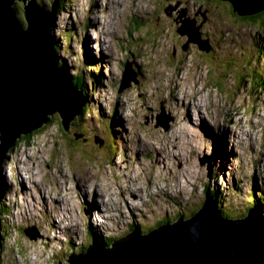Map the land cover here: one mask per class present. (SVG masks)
<instances>
[{"label":"rangeland","instance_id":"obj_1","mask_svg":"<svg viewBox=\"0 0 264 264\" xmlns=\"http://www.w3.org/2000/svg\"><path fill=\"white\" fill-rule=\"evenodd\" d=\"M36 1L47 6L49 13L52 12L53 3H50V0H47L48 4L43 0ZM173 1L175 0H146L145 10L138 18L144 22L142 25L145 27L140 29L137 24L136 28L139 31L133 35L136 41H131V48L126 45L127 40L130 39L129 24L125 22L122 25L121 37L115 48L112 47L110 51L111 59L103 65L104 83L101 84L99 81V85L96 84L94 90L91 89L90 83L87 84L90 104L87 106L88 112L85 118L81 117L79 122L71 124L67 133L59 126L61 120L59 114L51 115L49 117L51 122L32 133V138L25 143V148L24 143H21L12 153L14 162L20 160L23 163L24 167L21 166V169L27 171L30 181L40 183L37 187L45 194V198L44 200L39 198L41 203L47 206L48 211L43 214V221L37 224L44 231L42 239L39 240V236L36 240L26 237L20 227L26 225L24 217L27 218L30 210L38 207V202L27 198L30 196L29 192L22 195L27 199H20V208L14 213V215L19 214L21 218L16 222V217L19 216H11L15 217L14 220L11 219L13 228L17 223L19 227L5 242L0 264H58V261L65 264L66 257L83 250L81 246L88 245L89 242L91 245L92 236L90 238L89 229L100 231L104 238L107 236L110 240L127 232L132 224H138L144 230L155 229L165 223L155 224L157 219L169 217L171 211L169 219L177 213H183L186 217L190 215V208L205 196L203 185L209 178V165L213 166L210 185L219 193H223L219 203L227 213L243 216L244 211L254 201L253 198L249 199V192L255 184L242 181V177L237 174L239 159L230 157L232 133L238 128L231 123H228L227 127L225 123L224 127L228 128V131L225 135H220L226 130L218 125L217 120L221 117L227 122L229 118L227 112L231 115L239 112L242 119L241 126L246 129L260 110L257 104L261 100V94L258 92L262 87L264 92V82L260 80L256 89L248 90L246 81L238 87L236 80L229 74L231 66L236 61H241V57H246L260 70H264V56L259 62L253 57L255 39L258 38L262 42L264 31L258 34L251 27V23L244 25L245 22L231 9L230 12L221 10V7L214 3L206 4L210 8H205L204 4L210 0H180L182 3L171 13L169 6H176ZM138 2L139 0H132L129 10H134ZM72 3L73 5L61 16L60 22L58 18L59 33L55 28L53 31L58 37V40L55 38L56 44L60 45L57 51L59 63L62 69L66 68L67 71L65 74L59 69L63 76H72L70 69L79 71L82 68V54L79 49L81 39L80 34L76 38L78 29L76 24L79 21L91 20L93 14V8L88 4V0H72ZM81 3H83L82 7ZM101 3L107 4L109 13V5L113 3L109 0H101ZM36 6L41 7L38 4ZM124 6L128 9V3ZM18 10L17 6L16 14L19 17ZM181 11L185 16L180 23L178 19ZM112 12L117 14L115 7ZM170 14L179 22H174L175 19L170 20L168 17ZM72 20L76 30L71 26ZM184 20L196 22L197 31L191 32L193 38L199 36L209 39L207 41L214 48L215 53L209 56L211 60L208 61V66L205 65L208 55H202L205 53L200 51L199 44L188 45V36L177 33L179 27L181 30L192 29L193 23L184 24ZM71 30L75 32V37L73 42H71L72 38H69L71 45L67 46V32ZM84 43L85 41L82 42ZM207 49L209 52L212 51L210 47ZM257 49H259L258 45ZM87 57L88 60H92L90 53ZM201 57L205 63L200 61ZM127 62L129 66L131 63L133 66L125 72L124 78L139 75L137 76L139 82L132 84L127 90L123 89L120 93L124 65ZM87 68L93 69L91 62ZM248 72H252V69L248 68ZM220 78L224 79V83ZM202 86L205 89H202ZM184 87L193 94L199 91L201 93V90L203 93L199 96L196 94L197 98H192L194 95L190 96ZM178 88L184 90L182 93L179 91L184 99L190 98L184 100L178 97ZM169 98H171L170 104ZM199 98H203L205 102L198 101ZM189 99L191 107L196 106L197 103L201 107L203 102V110L208 113L210 111V116L216 119V129L220 134L210 126L212 120L210 122L206 119L201 120L196 109L191 107L189 109L190 103L186 105L189 110L182 109L183 102H188ZM176 104H179L178 108ZM247 107L249 109L245 113ZM161 108L169 111L170 117L174 118L177 115L174 126L173 123L169 128L157 125V119L163 112ZM108 122L112 125L109 126ZM182 126L189 128H180ZM105 128H108L111 137L116 141L118 150H124L125 160L117 159L115 163L118 154L115 155V150L110 151L112 138L110 140ZM80 135L83 137L78 139ZM224 150H229L230 153H225ZM55 151H61L62 155L57 156ZM168 152L171 156L167 155ZM121 156L123 158L124 154ZM204 157L208 159L206 165L207 160ZM127 160H131L133 164H128ZM125 162L129 166L126 168V177L121 180L118 177L119 168L124 167ZM222 163L225 167L216 170L218 164L223 166ZM143 169H145V178L147 179L148 176L152 184L149 190L145 188V179L141 175ZM83 175V179L86 180L84 182L81 179ZM127 179H131L133 184H128ZM26 181H28L27 177L23 174L20 183L27 185ZM6 183L9 184V181L7 180ZM157 185L163 190L160 193L163 199L164 195H172L165 190L174 191L177 187L178 190L183 187L186 206L178 200L168 201L171 211L167 207L161 209V203L157 199L159 187L155 195L157 198L154 197ZM37 187L33 190L34 198L39 196ZM126 189L131 192L127 196L125 192L124 195L122 194ZM259 190L258 186L256 192ZM175 197L180 198L181 193ZM105 203L108 206H105ZM114 203L122 204V207L115 206ZM89 205L95 209L91 211V218L88 212ZM197 208L198 206L193 207V211L196 212ZM119 209H123L125 214H119L117 211ZM32 219L34 218L31 217L30 221L26 222H32ZM99 220L103 224L98 223ZM177 220L178 218L173 223ZM15 238L16 242L13 243ZM59 247L61 252L57 254Z\"/></svg>","mask_w":264,"mask_h":264},{"label":"water","instance_id":"obj_2","mask_svg":"<svg viewBox=\"0 0 264 264\" xmlns=\"http://www.w3.org/2000/svg\"><path fill=\"white\" fill-rule=\"evenodd\" d=\"M20 1L25 5L26 0H0V204L5 197L1 174L7 152L20 138L44 127L51 115L59 114L68 131L85 107L81 92L69 87L55 61L50 28L61 0H55L51 13L28 2L27 29L16 18L14 5ZM222 1L231 3L242 17L264 12V0ZM193 30L197 31L194 24L179 33L189 36V42H199V36H191ZM212 199L208 192L194 219L180 218L147 236L135 230L111 248L93 237L88 251L71 255L67 264H264L263 214L251 209L243 220L223 219ZM26 235L31 240L39 236L35 230Z\"/></svg>","mask_w":264,"mask_h":264},{"label":"clouds","instance_id":"obj_3","mask_svg":"<svg viewBox=\"0 0 264 264\" xmlns=\"http://www.w3.org/2000/svg\"><path fill=\"white\" fill-rule=\"evenodd\" d=\"M33 1H34V3H37L39 6H41L40 7L41 9L50 12V10H48L47 6L41 4L40 2H37L36 0H33ZM43 1H44V3L46 2L48 4L47 0H43ZM63 1L64 2L62 4H61V1H60L59 10L65 6L64 12L58 10L62 14L65 13V11L68 10L71 7V5H73L72 0H63ZM88 1H89L88 4L89 5H92L91 2H90V0H88ZM129 1H130V5L128 6V9L124 8L122 10L121 14L119 13V14L115 15L116 18H114V16H112V15H106V18L102 22H99V33L103 36V40L101 42L99 41V35H98L96 29H93V27H94L93 25H90L89 26V23L88 24L86 23L87 20L79 21L76 24L77 27H82V28L85 29V31H84L85 32L84 33L85 35H84V38L82 40V42L85 41V43L84 44L81 43L79 49H80V53L82 54V58L86 59V61H87V67H88L89 62H91V65L93 66V69H88L87 67H83V62H82V68H81V70L78 71V69H70L71 70V73H72V76H68L67 75V76H64V77H66V83L69 85V87L72 88V89H74V90H76V91H78V92H81L82 98H85L86 101L84 100V102H85V104H84L85 107L84 108H86V113L88 112L87 111V106L90 104V102L88 100L89 94L87 93V84L90 83L91 84V89L94 90L95 87H96L95 85L96 84L99 85V81H100L101 84L104 83L103 75L102 74L104 72V69H103V67H104L103 65L105 63L104 59L108 61V59H107L108 50L106 49L107 47L105 45L107 43V41H108V48H109V53H110L111 48L112 47L115 48L116 44L118 43V41H119V39L121 37V28H122V25L125 22H128V24H129V26H128V30H129L128 37L130 39L127 40L126 45H129L130 48H131V45H130L131 41H133V40L136 41V39L133 38V35H134V33L136 31H139L136 28L137 27V24L139 25L140 28L145 27V25H142V23H144V22H142L141 20L138 19L140 17V13H142V12H139L137 8H138V6H143V8L145 10L146 0H139L138 4L136 5V7H135L134 10H129L131 8V6H132L131 5L132 4V0H129ZM136 1H138V0H136ZM28 2H29V0H26L25 5H24V2L23 1L16 2V3H20V4L22 3L23 4V5L22 4L21 5L24 6V13H25V7L28 6ZM54 2H55V0H50V3H53L51 8H53ZM16 3H15V5H16ZM140 3L142 5H140ZM173 3L176 6H174V7L173 6H169L170 7L169 10H170L171 13H173V10H175V9L178 8V6L182 3V1L175 0V1H173ZM208 3L209 4L214 3L216 6L221 7V10L223 9V10H225L227 12H230V9H231L232 12L234 14H236L240 19L241 18L251 17V16H245V17L239 16L238 15V12H234L235 11L234 6L231 3H229V2H224L222 0H210V1H208V2H206L204 4L205 8H210L209 6L206 5ZM82 4L83 3L80 4L81 7L83 6ZM61 5H62V7H61ZM109 9L112 11L113 8H110L109 7ZM262 13H264V12H261L260 14H262ZM18 14H19V17L16 14L17 20L20 22V24L22 25V27L24 29H27L28 23L26 21L25 14L22 16L20 14L19 10H18ZM260 14H258V15H260ZM184 16H185V13L183 11H181V15H179V19H178L180 21V23H181L182 17H184ZM58 18H59V22H60V17H58V15H57L56 16V19H54V26H52V27H54L56 29V31L59 33V30H58V27H59L58 26ZM22 19L25 20V25L22 24V22H21ZM92 20H94V19L91 18L90 21H92ZM175 20H176V22H179L177 20V18ZM186 21H190L191 23H193L195 25V21H193V20L192 21L191 20H184L183 23L186 24L185 23ZM214 22L215 23H218V21H214ZM246 23L247 22H245L244 25ZM120 24H121V26H119ZM251 27L255 30V32H258V34H262V31H264V21L261 22V23L254 24V25L252 24ZM195 28L197 29L196 26H195ZM238 28H240V27L238 26ZM180 29H181L180 27L177 29V33L179 35H181V36H187V35H183V34L179 33V30ZM50 32H51V28H50ZM70 33L73 34V30H71ZM177 33H176V35H177ZM86 35L91 39L90 41L87 39ZM144 36H145V34H144ZM50 38L53 39L52 33H50ZM105 38L107 40H105ZM187 38H188V40H187V44L188 45H190V44H199L200 51H203L205 53V54H202V55H208L207 56V65H208V61L211 60V58H209V56L211 57L215 53L214 48L211 46L210 42L207 41L209 39H203V38H200L199 37V42H196L195 41V42H191L190 43L189 42L190 37L188 36ZM254 38H255V34H254ZM223 39L224 38L222 37V40ZM71 42H73V38H72ZM255 42H256V45H255V48H254V52L255 53L253 54V57H254L255 61L259 62L260 59L264 56V40H262V42H261L257 38V39H255ZM54 44H55V46L53 48V51H54L55 56H56L55 61L57 62L56 63L57 68L60 69L62 72H64L66 74V72H67L66 71V68H64V69L61 68V64L59 63L58 56H57L58 47L60 45H59V43L58 44L54 43ZM70 45L71 44L68 42L67 43V46H70ZM257 45H258V48L259 49H257ZM208 47H210V49H212L211 52H209V50L207 49ZM130 52H132V50ZM88 53L91 54V59L92 60H88V57H87ZM102 57L104 59H102ZM124 66H125L124 67L125 70L123 72L124 73L123 74V79L121 81V85H120V89H119V92L120 93L123 92V89L127 90V89H129L132 86V84H138V82H139L138 79H137V76H139V75H136L133 78H131L130 76L124 78L125 72L127 70H129V67L130 66H133V64L131 63L130 66H129L128 65V62H127ZM209 66H211V65H209ZM231 67L232 68H231V72H230L229 76H231V78H233V79L236 80V83H237L238 87L240 86V84L243 81H246L247 83H249V81H250L249 84L246 83V86H247L248 90H250L251 87L254 88V89H256L259 86V84H260V80L264 82V70H260L257 67L256 64H253L252 62L248 61V59H246V57H244V58L241 57V61H239V62L236 61ZM251 67L252 68H255L256 67L255 69H258L259 70L258 76H259L260 79H258L257 82H254V83H252V81L250 80V76L248 75V73H249L248 72V68H251ZM97 68H98V71H97ZM239 77H240V79H239ZM262 88L258 92L259 94H261V98H262V95L264 93L262 91ZM184 89H186L187 92H189L190 94L194 95L192 98H197V97H195L196 94H197V96H199V95H201V93H203V91L201 90V93L199 91L196 94H193L191 91L188 90V88H185L184 87ZM202 89H205L204 86H202ZM97 90H98V88H97ZM177 91H178L177 96L178 97H182V94L181 93L184 90L182 88H178ZM179 91H181V93ZM187 98H190V97H187ZM199 100L205 102V100L203 98H199ZM262 100L263 99H261L260 101H262ZM174 101H176V100L174 99ZM189 101H190V99H189ZM170 103H171V98H169V104ZM178 107H179V104H176V108H178ZM84 108L82 109L81 115L79 117L77 116L75 118V120L71 123L72 125L75 122L77 123L78 121H80L81 120V117H84V118L86 117V113H85L84 116H82L84 114ZM252 108H254V106ZM182 109L185 110V108L183 106H182ZM208 109H209V107H208ZM248 109H249V107L245 108V113L248 111ZM161 110L163 111L162 112V115L163 116L161 115V117L159 119H157V124L159 123L164 128H169L171 126V123H173V126H174V123L176 122L177 115L173 118V117L168 116V112L169 111H165L164 108H161ZM198 113L201 115V117L204 116L203 113H201L199 111H198ZM56 115L58 116V114H56ZM227 115L229 117L228 118L229 120L226 122L227 123V127L229 126L228 123H231L233 125V123L230 121L231 119L232 120H235L236 118H239L240 120H242L240 118V116H239V115H241L239 112H237L235 115H231L229 112H227ZM58 117H60V116H58ZM110 118L112 120V118H113V110L111 112V117ZM60 119H61V117H60ZM98 119L99 120H102L101 118H98ZM120 120L123 121L121 118H120ZM49 122H51V120ZM60 123L62 124V119L60 120ZM183 127L189 128L187 126H182L180 128H183ZM180 128H179V130H180ZM61 129L62 130L63 129L65 130L63 124H62V128ZM227 129L228 128H225L226 131H225V133H223V135H225L227 133V131H228ZM68 131H66V132L68 133ZM105 131H107V133L110 135V131L108 130V128H105ZM233 133H234V131H233ZM31 135H32V133H31ZM31 135H28V136H31ZM227 136L228 135H226V137ZM23 137H26V136H23ZM78 137H79L78 139H80L83 136L80 135ZM111 138L112 137L110 135V140H111ZM20 139H22V138H20ZM25 143H24V148H25ZM115 143H116V141L112 138V144L110 142V145H111L112 151L115 150V155H116V153L118 154V156H116V158H115V163H117V161H116L117 159H120L122 161L125 160V156L126 155H125L124 150H121V151L118 150L117 145ZM20 144L21 143L17 142L16 145H15V147L12 148V149H15L16 150V148ZM12 153L13 152H11V149L7 152V154L5 156L6 160H5L4 164L2 165V174H1V181H3L2 187L3 188L7 187L6 181L8 180L9 181V185H8L9 193H8V195H6L7 193H4L5 196H6V199H3L2 202H1V204H0V209H1V212H0V217H1V220H0L1 233H0V235L3 238H5L4 236H5V234H6L7 231H11L10 234H13L16 231V229L19 227V224L17 223V226L15 228H13L12 227V224H11V219L14 218V216H19V214L14 215V213H16L15 210L17 208H20V203H21V200L20 199H27V198H29V199H33V201H37L38 202V207H36L35 209L30 210V212L33 213V215L36 216V218L32 219L31 220L32 222H24L26 225H23V227H20V229L23 230L21 232H23L26 237H28L26 235V231L27 230L34 229L35 231H37V233L39 235V240H40L43 237L42 234H43L44 231L37 224L40 223V221L41 222L43 221V214L48 211L47 206L44 203H41V200H40V198H42L44 200L45 194H43L42 191L37 187V185L40 184L39 182H38V184L36 182H34V184H35L34 187L31 185L32 182L29 179V176L27 174V171L21 169V166L24 167L23 163L20 160H18L17 162H14L13 161L14 158L12 156ZM55 154H57V156L58 155H62V152L61 151H55ZM121 154H124V157L123 158H122ZM167 155L169 156V152L167 153ZM220 157H222V154H220ZM204 158L207 160V162H205L206 160L204 161L205 162V165H206L208 163V159L206 157H204ZM201 161H203V160H201ZM128 166L129 165L125 162V166L124 167L121 166L119 168L120 174L118 175V177L121 180H123L126 177L125 173H126V168ZM212 168H213V166L212 165H209V168H208L209 169V178H208L207 182H205L204 185H203V192L205 193V196H204V198L202 200H204V205H205V202H206L207 193L209 192V197L210 198H213L212 199L213 201L216 200V206H217V208H218V210H219V212H220V214H221V216H222L223 219L235 220V219L241 218L239 220H243V219H245V218L248 217L249 212H250L251 209H257L260 212V214H263V216H264V201H262V200H264V197L263 198L262 197H259V198H255L254 201L251 202L250 205H252L253 207L250 208V209L245 210L244 213H243V216L229 214L230 215V218H225L223 216V214H222L223 212L221 211V210H223V211H225V210L223 209V207L219 203L220 198H222L221 193L218 192V195L215 198L214 197H211V195H210V190H212V191H218V190L214 189L213 187H211V185H210L209 179L212 177V173H211V169ZM219 168H220V170L223 169V168H221V164H218L217 165L216 170H219ZM23 174H25L26 177H27V180H28V181H26V184L27 185H24V184L20 183V178L23 179ZM141 175H142L143 179H145V188H147L149 190L150 187H152V184L150 183V178L148 179V176H147V179L145 178V169L142 170ZM24 179H25V177H24ZM101 182H102V175H101ZM36 187L38 189L39 196L37 198H34L32 196V194H33V190ZM157 187H159V185L156 186V189H157ZM208 188H209V191H207ZM256 188H257L256 186L255 187H251V191L252 192L256 191ZM100 189H101V185L99 187V190ZM159 189H160L159 192H162L163 191V190H161L160 187H159ZM177 190H178V187H177ZM177 190L174 189L175 195H178L176 193ZM181 191H182V194H184L183 187H182ZM25 192H29L30 193V196H28L27 198L26 197L25 198L22 197V195H24ZM156 192H158V189H157ZM125 195L126 196L128 195V190L127 189L125 190ZM154 195H156V194H154ZM12 198H14V201H12ZM151 198H152V196H151ZM190 199H191V197H189L188 200H190ZM168 201L169 200H167V199L165 201H159L161 203V206H162L161 209H163L165 207H167V208L170 209V207L167 204ZM114 204H115V206L122 207V204H117V203H114ZM223 206H225V203H223ZM193 207L194 206H192L190 208V215H188V216L185 217V214H183V213H177L172 219H169V217H170V215L172 213V211L170 209L171 213H170L169 217L163 218L162 220H158L157 219V222L155 224L162 223V222H167V223H163V224H161L159 226V227H163L164 225H167V224L173 225L174 223H177L180 218H182V221L190 220L189 217L194 212L193 211ZM225 208H226V206H225ZM117 211H119V214H121V213H124L125 214V211L123 209H119ZM145 212H146V210H145ZM5 213H7V214H5ZM119 214H118V216H119ZM12 215H14V216L11 217ZM236 217H238V218H236ZM20 218H21L20 216L19 217H16V222ZM177 218H178V220L173 223V221H175ZM141 219L142 218H139V220H141ZM159 227H157L155 229H151V231H150V228L148 230H144V229L141 228L140 225H138V224H132L131 228L127 232H124L121 235L116 236L114 239L110 240L109 241V245L110 246L109 247H106L105 246V248H111L114 245L115 242H118L119 240H121L123 238H126L127 235L133 233L135 230L139 231L140 236H147L151 232H153L155 230H158ZM26 237H25V239H27ZM12 240H10V241L12 242ZM15 242H16V238L13 240V243H15ZM31 242H35V241H31ZM89 243H88V245L81 246V247H83L82 248L83 250L77 251L75 253H72L71 255L74 254V255L77 256V255H79L81 253L82 254H85L88 251V249L93 245V241H92L91 245H89ZM4 249H5V244H3V241H1L0 257H2V254H3ZM60 250H61V248L59 247V249L57 250V254L61 252ZM71 255H69V256H71ZM65 259H66L65 264H67L68 263L67 262V257ZM58 263H59V261H58Z\"/></svg>","mask_w":264,"mask_h":264},{"label":"bare ground","instance_id":"obj_4","mask_svg":"<svg viewBox=\"0 0 264 264\" xmlns=\"http://www.w3.org/2000/svg\"><path fill=\"white\" fill-rule=\"evenodd\" d=\"M58 17H59V15H58ZM97 16L96 17H93V19H94V21L92 20V25L94 26V23H95V21H97ZM70 23H71V26H72V28L73 29H75L76 30V28H75V25L73 24L74 23V20H72V22L70 21ZM196 23V22H195ZM94 27H97V25L96 26H94ZM183 30V29H182ZM53 31H54V27H51V32H52V34H53ZM64 31H65V29H64ZM68 33V37H66V40L69 42V38L71 37V38H73V37H75V35H74V31H73V34H70V31H68L67 32ZM86 37H87V39L89 38L87 35H86ZM58 40V37L57 36H55L54 34H53V42L54 43H56L57 41H56V39ZM102 59H104L103 57H102ZM104 61H105V63H104V65H106V62H108L107 60H105L104 59ZM82 62H83V67H86L87 66V61H86V59H84V58H82ZM195 74V73H194ZM196 76V75H195ZM194 78V77H193ZM190 96L192 95V94H189ZM108 125L109 126H111L112 125V123L111 122H108ZM144 136V135H143ZM17 142H19V143H25V139H19ZM110 151L112 152V148H111V145H110ZM169 155L171 156V153H169ZM175 155V154H174ZM173 155V156H174ZM175 157V156H174ZM175 159V158H174ZM128 162V164L129 163H131V164H133L132 163V161L131 160H127ZM172 164V163H171ZM175 165V164H174ZM173 175V174H172ZM83 177H84V175L81 177V179H82V182H84V181H86L85 179H83ZM90 181V180H89ZM88 181V182H89ZM127 182H128V184L130 183V184H133V181L131 180V179H127L126 180ZM7 182V181H6ZM8 185L9 184H7V187H5V188H2L3 190H4V193H7L6 195H8V193H9V189H8ZM82 186V185H81ZM10 187V186H9ZM180 187V186H179ZM181 189H182V187H181ZM181 189L180 190H177L176 191V193L178 194V193H181V196L183 195L182 194V192H181ZM135 191H138V190H135ZM140 191V190H139ZM166 191V193H168V192H170V190L168 191V190H165ZM124 192L125 191H123V195H124ZM128 193H131L129 190H128ZM176 199H178L179 197H175ZM244 198V197H243ZM4 199H6V196L4 197ZM129 206V205H128ZM90 207V208H89ZM89 209H91V210H89ZM95 211V209L94 208H92V206L91 205H89L88 206V212H89V217L91 218V211ZM0 212H1V209H0ZM74 212H75V210H74ZM85 213V212H84ZM52 216V215H51ZM36 218V216H34L33 215V213H31L30 212V214L27 216V218L26 217H24V222H26V221H30V218ZM13 220L15 219V217L14 218H12ZM53 219V218H52ZM163 219V218H162ZM161 219V220H162ZM0 220H1V217H0ZM78 220L81 222V219L78 217ZM41 222V221H40ZM80 222H78L79 223V225H80ZM77 223V222H76ZM98 223H102L103 224V222H100V220L98 221ZM12 227H13V225H12ZM89 233L93 236V237H96L97 239H98V241H99V243H101L103 246H106L105 244H106V242H104V240L103 239H107V236L104 238V236H103V233H101L100 231L99 232H96V231H91L90 229H89ZM101 235V236H100ZM2 241H4V238H2ZM5 242H6V240H5ZM104 242V243H103ZM108 243V242H107ZM70 257V256H69ZM69 257H67V261H69ZM59 264V263H58Z\"/></svg>","mask_w":264,"mask_h":264},{"label":"trees","instance_id":"obj_5","mask_svg":"<svg viewBox=\"0 0 264 264\" xmlns=\"http://www.w3.org/2000/svg\"><path fill=\"white\" fill-rule=\"evenodd\" d=\"M64 1L63 0H61V4L63 3ZM17 6L19 7V12H20V14L23 16L24 15V10H22V8H24V6H22L21 7V4H18V3H16V5H14V9L15 10H17ZM61 7H62V5H61ZM21 8V9H20ZM241 20H243L244 22H247V23H251V24H257V23H261V22H263L264 21V13H262V14H260V15H255V16H251V17H247V18H241ZM22 24H24L25 25V20L24 19H22ZM140 29H142V28H140ZM138 30V29H137ZM200 61L202 62V63H205V61L202 59V57L200 58ZM205 65L206 66H208L207 65V61H206V63H205ZM210 67V66H209ZM62 68V67H61ZM221 79V78H220ZM222 81H223V83H224V79H221ZM225 85V84H224ZM83 100H85V98H83ZM86 101V100H85ZM85 113H86V108H84V114L82 115V116H84L85 115ZM79 122V121H78ZM59 126L62 128V124L61 123H59ZM32 138V136H26V137H22V139H25V142H27V141H29V139H31ZM11 152H15V149H11ZM207 191H209V188L207 189ZM210 195H211V197H217V195H218V191H212V190H210ZM197 202V201H196ZM195 206H198V208H197V210H196V212H193V214L189 217L190 219H194L200 212H201V210H202V207H204V200H200V201H198V203L197 204H195L194 205V207ZM223 213V216L225 217V218H230V215H229V213H227L226 211H223V210H221ZM5 214H7V213H5ZM236 218H238V217H236ZM239 219H241V218H238V219H235V220H239ZM165 223H167V222H165ZM22 230V229H21ZM151 231V230H150ZM10 233H11V231H7L6 232V234H5V238H4V241H3V244H5V240H6V242H7V240L9 239V236H10ZM104 242H106V247H109L110 245H109V242L108 241H104ZM103 242V243H104ZM108 242V243H107ZM19 246V245H18Z\"/></svg>","mask_w":264,"mask_h":264},{"label":"flooded vegetation","instance_id":"obj_6","mask_svg":"<svg viewBox=\"0 0 264 264\" xmlns=\"http://www.w3.org/2000/svg\"><path fill=\"white\" fill-rule=\"evenodd\" d=\"M168 17H170V20H174L175 19L174 16H172L171 14ZM174 22H176V20H174Z\"/></svg>","mask_w":264,"mask_h":264}]
</instances>
